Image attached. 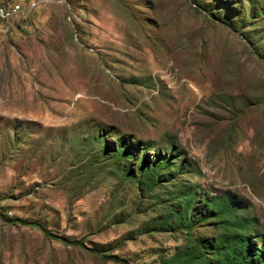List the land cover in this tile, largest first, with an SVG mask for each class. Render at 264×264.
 <instances>
[{"label":"rangeland","instance_id":"374dc122","mask_svg":"<svg viewBox=\"0 0 264 264\" xmlns=\"http://www.w3.org/2000/svg\"><path fill=\"white\" fill-rule=\"evenodd\" d=\"M25 1L0 0L37 3L0 39V264L264 254V0Z\"/></svg>","mask_w":264,"mask_h":264},{"label":"trees","instance_id":"16d2710c","mask_svg":"<svg viewBox=\"0 0 264 264\" xmlns=\"http://www.w3.org/2000/svg\"><path fill=\"white\" fill-rule=\"evenodd\" d=\"M45 235L49 236L48 233ZM231 245L234 248L231 257L222 258L220 261L221 254ZM192 248L189 256L193 257L194 264H262L264 262V254L261 253L257 255L258 257L255 256L257 253L252 254L249 242L238 233L227 235L215 245L196 242Z\"/></svg>","mask_w":264,"mask_h":264},{"label":"bare ground","instance_id":"6f19581e","mask_svg":"<svg viewBox=\"0 0 264 264\" xmlns=\"http://www.w3.org/2000/svg\"><path fill=\"white\" fill-rule=\"evenodd\" d=\"M37 6L36 2L31 3L28 7V10L22 7V4H15L9 8L1 10L0 19L4 21H10L12 23L19 21L24 14L31 12ZM1 8V5H0Z\"/></svg>","mask_w":264,"mask_h":264},{"label":"crops","instance_id":"0c3cea01","mask_svg":"<svg viewBox=\"0 0 264 264\" xmlns=\"http://www.w3.org/2000/svg\"><path fill=\"white\" fill-rule=\"evenodd\" d=\"M28 0H26L25 2H27ZM34 2V1H33ZM33 2H31V3H33ZM10 3H11V1H10ZM31 3H29V5L31 4ZM15 4H21V3H16V2H14L12 5H15ZM12 5H10V6H12ZM28 5V6H29ZM39 11V10H38ZM38 11H35V13H33L32 15H34V14H36V13H38ZM31 15V16H32ZM31 16H29V17H31ZM23 18V17H22ZM13 25V23L12 22H10V21H4V20H2V19H0V39L2 40L4 37H6V35H5V33H7L8 31H9V29L11 28V26Z\"/></svg>","mask_w":264,"mask_h":264},{"label":"built area","instance_id":"2783aa9c","mask_svg":"<svg viewBox=\"0 0 264 264\" xmlns=\"http://www.w3.org/2000/svg\"><path fill=\"white\" fill-rule=\"evenodd\" d=\"M5 8H9V7H6V6H1V8H0V16H1V10L2 9H5ZM77 39H76V37H75V41H76Z\"/></svg>","mask_w":264,"mask_h":264}]
</instances>
